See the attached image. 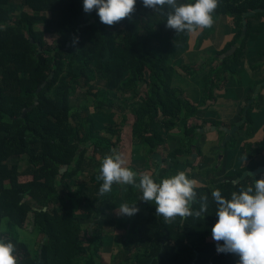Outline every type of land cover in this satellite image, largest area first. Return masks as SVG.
<instances>
[{
    "label": "trees",
    "instance_id": "trees-1",
    "mask_svg": "<svg viewBox=\"0 0 264 264\" xmlns=\"http://www.w3.org/2000/svg\"><path fill=\"white\" fill-rule=\"evenodd\" d=\"M180 3L195 0H177ZM253 10L259 12L246 16L243 34L242 15ZM231 18L234 27L222 31ZM263 18L264 0H219L211 28L195 33L175 31V42L161 45L158 30L163 33L167 28L166 16L145 8L142 0H137L130 18L113 26L101 23L95 9L85 13L83 0H0V241L16 246L18 264H95L97 260L102 264V231L109 226L120 231L127 254L138 248L130 264H237L239 257L217 252V242L212 239L218 206L211 192L219 189L230 199L234 191L254 189L251 176L238 183L233 180L244 171L264 166V127L253 147L243 143L240 164L234 169L227 167L237 138L253 137L254 103L223 147L225 133L217 129L223 135L212 150L215 161L210 169L200 172L208 182L197 185L196 203L191 205L193 211L199 210L201 196H207L209 208L200 218L177 217L166 223L156 215L154 202L143 201L142 192L129 185L114 184L110 193L100 196L103 181L97 180L100 167L95 168L107 155L102 157L96 151L117 148L124 156L134 138L147 163H152L154 150L161 153L164 163L162 168H148L139 174L147 172L159 183L181 172L183 164L202 153L195 139L202 133L197 130L200 125L192 124L184 129L180 147L170 149L167 139L155 129L158 125L165 132L178 121L193 119L198 106L187 100L182 88L186 84L175 81L171 58L178 50L215 44L210 57L183 71L200 85L201 105L207 101L213 105L214 88L221 89L229 76L237 79L231 63L243 58L249 41H254L257 56L264 58V39L259 38ZM231 46L236 47L235 52L221 58ZM260 71L263 77L258 83L264 81V64ZM100 81H104V88L96 85ZM191 90L195 91V86ZM128 95L133 100H128ZM89 99L95 110L112 109L119 99L125 108L130 103L131 112L122 114L114 126L99 128L87 112L91 109ZM245 106L240 107L238 120L226 126L232 128L241 121ZM208 124L223 126L215 120ZM224 156L223 162L220 158ZM22 157L26 160L20 168ZM191 169L184 172L194 179ZM86 174L98 190L96 196L85 193L84 183L82 187L69 183ZM262 176L264 172L257 174L256 180ZM119 201L135 204L139 212L108 219V212ZM17 229L42 237L31 247Z\"/></svg>",
    "mask_w": 264,
    "mask_h": 264
},
{
    "label": "clouds",
    "instance_id": "clouds-1",
    "mask_svg": "<svg viewBox=\"0 0 264 264\" xmlns=\"http://www.w3.org/2000/svg\"><path fill=\"white\" fill-rule=\"evenodd\" d=\"M136 3L137 0H83V10L91 13L95 9L101 23L113 26L130 18ZM142 4L166 16L168 29L177 33H195L213 26L219 0L180 4L177 0H142ZM97 180L103 181L99 188L100 196L110 193L114 184L139 189L141 199L154 202L156 215L162 216L166 223L175 221L177 217L200 218L209 208L207 196H201L199 210H192L191 205L196 203L197 181L188 178L185 172H178L157 183L149 173L138 174L127 167L124 156L115 150L102 159ZM211 196L218 206L217 221L211 230L212 239L217 242V252L237 255V264H264V176L255 180L254 189L248 187L239 193L234 191L230 199L222 196L219 189L213 190ZM138 212L135 204L124 203L119 208V214L128 217ZM15 251L16 246L11 241H0V264H18Z\"/></svg>",
    "mask_w": 264,
    "mask_h": 264
},
{
    "label": "rangeland",
    "instance_id": "rangeland-1",
    "mask_svg": "<svg viewBox=\"0 0 264 264\" xmlns=\"http://www.w3.org/2000/svg\"><path fill=\"white\" fill-rule=\"evenodd\" d=\"M223 23L225 24L224 20H223ZM227 23L228 24L226 26L222 27V31L228 30L230 27H234L233 22H232V18L228 19ZM222 31H220V32H222ZM158 36L160 37V44L161 45H171L172 43L175 42L174 37H176V36H175V30H173V29L165 28L163 33H161V31L158 30ZM213 37H214V35L211 36V39H210L211 41H212ZM214 45H215L214 43L213 44L210 43L209 46L203 47L202 49L197 48V49H189V50H186V49L185 50H183V49L178 50V51H176L175 56H173V58H171V60H170L171 61L170 64H172L176 69L175 81L180 79L183 81V83L186 84V85H183L182 88H184V90L187 89L185 96L187 97V100L193 104H198L201 102V87L196 82V80L190 79L191 82H189L188 75L183 72L184 68H186L188 66L190 67V66H194V65L195 66L200 65L204 61V59H207L208 57H210L214 53V49L217 48ZM188 58H190V59H188ZM187 62H189V63H187ZM216 63H217V61L214 62V64H216ZM227 76H228V74H227ZM229 78H231V76ZM179 84H181V83H179ZM225 84H223L222 88L225 87ZM96 85H98L100 88H104V81H100L98 84L96 83ZM192 86H195V89H196L195 91H192V90L190 91V88ZM189 91L193 94V96L190 95ZM127 98H128V100H133V99H131V95H128ZM216 99H218L219 102L225 101L220 96H217ZM88 101L90 104L89 107H91L93 105L91 99H89ZM72 103H73V101H72ZM74 103H75V100H74ZM223 104H224V102L221 103V105H223ZM199 105H201V104H199ZM130 109H131L130 103H129L128 107L125 108V105H123L119 99H116L114 101V107L112 109L102 108L99 110H95L91 107V109H88L87 112H88V114L93 116L95 123L98 124L99 128L104 129V128L108 127L109 125L114 126L115 124L120 122L121 115L124 113L130 114V112H131ZM203 110H204V108L200 109L197 106V109L195 110L196 112H193L195 114L192 117L193 119L190 118V119H187L186 121H184V119L181 121H178L175 124V126L169 128V129L166 128L167 131H165V132H164L165 129H163L162 127H160L158 125L155 127V129L162 135L163 139H165V140L167 139L166 142H167V145L169 146V148L175 149L177 147H180V145L182 143L183 132H184L185 128L192 126V124L193 125H200L201 127H199L197 130L199 132H201L202 135L201 136L197 135L196 139H197L198 146L200 147V150H202V153H200L199 156L205 157V155H208V153L211 152V149H214V147L217 146L216 141H215L216 140L215 134H214V137H215L214 138L212 135H209L208 133H212V132L218 133V135H220V136H222L223 133H220L217 129H214V130L208 129V128L206 129L205 124H207V122L210 120H207L209 118L206 119L207 121L203 120V117H204ZM221 111L224 113H228L229 110H228V107L224 106L221 108ZM180 116H182V113L180 114ZM236 120H238V115L236 117ZM218 127H221V126H218ZM241 137L237 138V141H238L237 145H239V141H240V144L242 145V142H241L242 138ZM243 138H244V136H243ZM247 139H249V138H247ZM247 139H245V140H247ZM130 140H131L130 148H128V151H126V153L124 155V158L127 161V167H129L131 170L132 169L136 170L138 174L141 171H144L148 168H150V170L153 171L156 168L158 169V168L164 167V163L161 160V153L159 151L154 150V152L151 154V157H153L152 163H147L145 153L143 152V149L141 148L140 144L135 143V142H137V140L134 138L133 139L131 138ZM252 141L254 142V140H252ZM213 142H215V143H213ZM219 142H220V140H219ZM222 142H223V139L221 140V145H222ZM247 142L252 143L251 141H247ZM241 145H240V150L237 151V153L245 152L244 148H241ZM249 146L253 147L254 144L252 143ZM114 150L117 152V148L116 149L113 148L112 152L100 151V150H97L96 152L100 156L103 157V156L108 155V154L112 155ZM91 154H92V151L90 149L87 152V155L91 156ZM121 154H123V150L121 151ZM194 155H195V153H192L191 156H194ZM237 155H238V157H240L239 154H237ZM197 158L198 157H194L193 160L187 161L186 164H183L179 170L184 172L185 170L187 171L189 169V167H192L193 170L191 169V172H194L195 175H198V172L196 170L199 169V167L201 169L202 165L208 164V161L206 160V158H203L204 160L201 158L202 160L200 162H198ZM25 160H26L25 157H22L19 160L20 165H21L20 168L24 167ZM222 161L223 162L225 161V156L222 157ZM220 162H221V160L217 161V166L220 164ZM100 165L101 164L96 166L95 171L98 170V167H100ZM231 172H233V171H231ZM226 175H228V173H226ZM75 182H76V184H75ZM69 183L73 187H82V185L86 184L84 186L85 193H88V195H92V194L94 195L95 194L94 196H96L98 194V190L96 189V187H94V185L92 186L91 183L89 182V175H87V174L76 177L73 181H71ZM197 185H198V183H197ZM29 202L32 206L39 208L32 199H29ZM121 204H122V201H119L116 209L114 210L115 212L119 213V208H120ZM107 217H108V219H111L113 217L112 212H108ZM86 223H84V224H86ZM89 223H91V222H89ZM106 230H107V227L104 228L102 231L103 242H105L104 246H107L108 237H109L108 236L109 233L106 232ZM17 233L20 236V238L23 241L27 242L30 246L31 245L36 246L35 243H38V241L42 237V235H39V236L34 235L33 236V235H31L25 231H22L20 229H17ZM83 234H84V236L88 237L86 230H84ZM110 241H112V240H110ZM111 245H114V243H111Z\"/></svg>",
    "mask_w": 264,
    "mask_h": 264
},
{
    "label": "crops",
    "instance_id": "crops-1",
    "mask_svg": "<svg viewBox=\"0 0 264 264\" xmlns=\"http://www.w3.org/2000/svg\"><path fill=\"white\" fill-rule=\"evenodd\" d=\"M263 24H264V18L261 20L260 25H263ZM259 38L264 39V28H263V31H261ZM225 41L226 40L222 41L220 43V45H222ZM253 42L254 41H249V43L246 44V48L243 52V58H241L237 61H234V62L231 61L232 63L230 62L232 65V68L237 72V74H236L237 79L235 77L229 78L230 77L229 76L227 81H226L225 87H223L221 89L214 88V91H213L214 97H217V96L222 97L225 100V101H223L224 104L221 105V103H223V102H219L218 99H216L215 103L213 105H210V106H209L210 101H207L204 105H199V104H201V102L198 103V108H200V109L204 108L203 120H205V121H207V120L220 121L221 123H223V127L230 128L229 126H226V125L234 123V121H236V117H237V114L239 112L240 107H243L245 105L247 106L248 101L250 100V99L249 100H247V99L249 97L253 98L252 103H254V105H253L252 110H251L252 119H253L252 126L254 128L253 129L254 130L253 131L254 132L253 137H251L250 139H247V140H245L243 138V136L241 137L242 138V140H241L242 145L240 144V141H239V145H237L234 148V152L232 151L233 154L230 157L229 163L227 165V167L229 169L235 168L236 165L238 166L241 162V159H242L244 152L243 153H241V152L237 153V151L240 150V145H241V148H243L242 147L243 143H247L249 145L252 143L254 144V142L252 140H255L256 136L260 132H262L263 127H264V90H262L264 86L261 87L264 84V81H262L260 83L256 82V81H259V79H261L263 77V73L260 71V69H261V65L264 64V58L257 56L256 47H255ZM258 71H259L258 79L256 80L255 79V73ZM189 82H191L190 79H189ZM257 86H260V88L256 92ZM189 93L191 96H193V94L190 91H189ZM194 105H197V104H194ZM224 106L228 107V110H229L228 113H224L221 111V108ZM207 118H209V119H207ZM235 124H237V123H235ZM205 125H206V129H207V127L211 126L210 124H208V122ZM209 129H211V128H209ZM208 134L212 135L213 137L215 134V136H216L215 141H216V144L218 145L219 140H220V135H218V133H213V132L208 133ZM247 141H251L252 143H248ZM213 143H215V142H213ZM212 150L213 149H211V152L208 153V155H205V157L199 156L197 158L198 162H200L203 158H206V160L208 161V164L202 165L201 169L199 167V169L196 170L198 172V175L194 176V180H196L198 184H204V183L208 182V180L206 179L205 176L200 175V172H202V170L210 169L212 167V165L215 161L214 152H212ZM237 154H239L240 157H238ZM220 159L222 160V158H220ZM116 207H117V205L114 207V210L116 209ZM114 210L112 211L113 216L114 215H121V214L115 212ZM90 226H93V225L91 224ZM106 232L109 233L107 246H104V244H105V242H104L103 246L101 247V249L99 251L101 263L102 264H126V262H127L128 264H130L132 262V259L135 256L138 248H136V247L132 248L131 254H130V252H129V254H127V250L125 251L121 245V233H120V231L116 227L109 226V227H107ZM110 240H112V241H110ZM110 242L114 243V245H111ZM95 264H98V260H97V262L95 261Z\"/></svg>",
    "mask_w": 264,
    "mask_h": 264
},
{
    "label": "water",
    "instance_id": "water-1",
    "mask_svg": "<svg viewBox=\"0 0 264 264\" xmlns=\"http://www.w3.org/2000/svg\"><path fill=\"white\" fill-rule=\"evenodd\" d=\"M259 12V10H253V11H250V12H247L245 14L242 15V22H243V30H242V33L245 34L246 32V16H253L255 13ZM235 49L236 47L235 46H231L227 51H225L223 54L220 55L221 58H224L225 56L227 55H231L235 52ZM260 86H257L256 87V92L259 90ZM253 101V98H251L249 101H248V104L247 106L244 108V111H243V115H242V119L241 121H239L237 124H235L232 128H227V127H217L216 126H210V127H207L208 129L211 128V129H220L222 131L225 132V137L223 139V142H222V147L225 146V144L231 139L232 135L238 130L239 126L245 121V118H246V111H247V108L249 107V105L252 103ZM35 104H36V100H35ZM34 105L30 106L28 108L31 109L33 108ZM26 111H23V114L25 113ZM64 169H61V172H63ZM264 172V166H259L258 168H256L255 170L253 171H244L238 178L234 179L233 182L234 183H238L240 182L241 180H243L246 176H251L253 177L254 181L256 180V175L259 174V173H262Z\"/></svg>",
    "mask_w": 264,
    "mask_h": 264
},
{
    "label": "built area",
    "instance_id": "built-area-1",
    "mask_svg": "<svg viewBox=\"0 0 264 264\" xmlns=\"http://www.w3.org/2000/svg\"><path fill=\"white\" fill-rule=\"evenodd\" d=\"M209 264H212L211 262H209Z\"/></svg>",
    "mask_w": 264,
    "mask_h": 264
}]
</instances>
